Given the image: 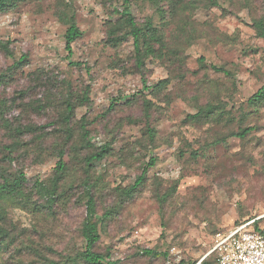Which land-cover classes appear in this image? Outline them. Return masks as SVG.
<instances>
[{"label":"rangeland","instance_id":"1","mask_svg":"<svg viewBox=\"0 0 264 264\" xmlns=\"http://www.w3.org/2000/svg\"><path fill=\"white\" fill-rule=\"evenodd\" d=\"M126 13L143 30L140 59ZM262 17L264 0H20L0 12V264H88V192L103 264H199L246 220L264 230V98L249 102L264 85ZM71 21L82 35L68 59Z\"/></svg>","mask_w":264,"mask_h":264},{"label":"trees","instance_id":"2","mask_svg":"<svg viewBox=\"0 0 264 264\" xmlns=\"http://www.w3.org/2000/svg\"><path fill=\"white\" fill-rule=\"evenodd\" d=\"M18 1L20 0H0V12H4L10 7L15 6ZM124 1L125 3H129L130 0H124ZM213 3H217V2L213 1ZM125 15H127L128 24L131 27L130 32L134 38V47H135L136 54L138 56V59H140L141 36H142L143 30L141 27L137 25L135 18L132 15L127 14V13ZM254 23L258 29L259 35L264 38V17H262L259 20H256ZM81 35H82V31L80 30L78 25L75 23V21H71L66 31V35H65V38H66L65 48H66V51L68 52V55H67L68 59H70L73 54V43ZM1 47L3 48L6 54L12 55V52L9 46L7 45V43L5 42L1 43ZM25 59H26V55H23L20 58V60L16 62L15 64L19 65L22 62H24ZM77 64L80 65L81 63L78 62ZM213 68L216 70H223V69H219L217 66H214ZM263 98H264V85L255 94H253L249 98V102L255 103L259 100H262ZM252 129L253 127H247L243 129L242 131L235 133V136L243 139L247 136V134L251 132ZM109 149H110L109 146L105 145L104 147L101 148V150L91 155L88 158L87 163L92 164V162L95 160L103 159L104 156L109 152ZM155 162H156V159L155 158L152 159L148 167L153 166ZM148 167L144 168L142 174L138 177L135 186L139 185L144 180ZM64 170H65V163L63 159H60L56 167V173H57L56 175H58L57 180H59L60 174H62ZM25 178L26 176L22 174L16 181H14V183L19 185L20 183H22L23 180H25ZM7 183L8 182L1 184L2 186L0 185V187L2 188L5 187V184ZM85 206H86V217L83 221L81 232L86 242V248L84 251L79 253V258L88 264H103L105 256L97 253L94 250L96 244L100 240V232H99V225H98L99 223H98V218H97V214H98L97 213V203H96L94 196L90 192H88ZM260 219L261 218L254 219L253 221L252 219H248L245 222L252 221L250 225V229L253 231L264 233V230L258 227V221ZM141 254L157 256L159 253L153 249L146 248L142 250ZM216 259H217V253L215 251H212L199 264H212L213 261L216 264Z\"/></svg>","mask_w":264,"mask_h":264},{"label":"built area","instance_id":"3","mask_svg":"<svg viewBox=\"0 0 264 264\" xmlns=\"http://www.w3.org/2000/svg\"><path fill=\"white\" fill-rule=\"evenodd\" d=\"M252 221L217 238L211 250L217 253V264H264V233L251 230Z\"/></svg>","mask_w":264,"mask_h":264}]
</instances>
